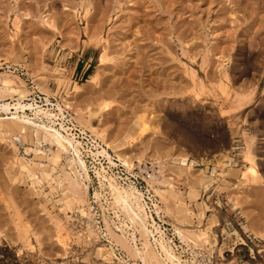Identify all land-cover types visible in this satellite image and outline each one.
<instances>
[{
  "label": "rangeland",
  "instance_id": "obj_1",
  "mask_svg": "<svg viewBox=\"0 0 264 264\" xmlns=\"http://www.w3.org/2000/svg\"><path fill=\"white\" fill-rule=\"evenodd\" d=\"M102 54L110 58L105 69ZM96 73L100 76L90 86ZM0 74V86L8 75L17 88L33 91L30 98L39 105L46 104V96L56 102L68 98L71 115L84 114L90 125L104 123L117 134L110 132L117 145L132 141L126 154L130 169L100 139L93 148H106L118 163L109 172L139 188L148 187L151 174L160 176L153 186L157 191L150 189L162 210L158 215L151 202L150 211L172 239L178 264H264V236H257L264 233V0H0ZM83 86L82 96L77 90ZM143 125L148 128L143 138L132 139ZM249 144L260 153L262 180L246 170ZM27 148L38 145L0 133V246L9 245L22 264L119 263L127 253L113 241V257L104 237L105 219L114 230L118 219L109 189L99 187L94 173L100 160L87 159L92 180L85 207L95 210L89 220L76 202L65 208L62 189L53 190L47 181L24 182L22 158L37 170L54 156L49 144L39 146V154ZM65 160L56 164L54 176ZM101 162L109 165L103 157ZM236 184L242 185L235 189ZM65 211L78 224H65L66 239L57 227ZM91 220L93 233L85 227ZM22 225L28 230L26 246ZM192 229L204 230L206 237L197 239L188 232ZM179 230L186 238H179ZM136 259L129 263L142 264Z\"/></svg>",
  "mask_w": 264,
  "mask_h": 264
},
{
  "label": "bare ground",
  "instance_id": "obj_2",
  "mask_svg": "<svg viewBox=\"0 0 264 264\" xmlns=\"http://www.w3.org/2000/svg\"><path fill=\"white\" fill-rule=\"evenodd\" d=\"M23 7H25V6L23 5L22 9H23ZM22 14H23L24 17L28 18V15H29L28 13L23 12ZM27 18H25V19H27ZM43 22L45 24L49 25V26L52 25L49 22V19L44 18ZM87 25L89 26V24H87ZM17 26H18V28H21L19 25H17ZM88 30H90L89 27H88ZM46 40H47V38H46ZM39 46H41V45H39ZM101 57H103L101 59H103V63H105V65L102 63L103 66H104L103 69H105V66L107 68V66L110 65L109 64L110 62H108L110 58H108V55H106V54H102ZM100 67L102 68V65ZM101 68H100V70H101ZM131 69H133V68H131ZM99 76H100V73H96L94 76H92V80L88 84L90 85V84L96 82L98 80ZM2 83L3 84L0 86V97H3L5 95H9V96H11L12 100H11V102H8L6 100H3V101L0 100V125H1L0 133L4 134V135H12L13 137L16 134H19L24 142H26L30 138L34 143H36L38 145V148H39V146H41L43 144H49L50 146L53 147V149L48 148V150H50L51 153H53L54 156L53 157H48V160H47L48 163H46V162L45 163L44 162L38 163L37 164V170L31 169L29 167V165H30L29 162L24 161V158H22L23 160H21L19 165H20V168L23 169L27 173V175L24 176V182H27V180L30 179L31 180V186L32 185L33 186L34 185H39L40 186L45 181H47L49 184L52 185L51 187H52L53 190H55V189L57 190V188L62 189L61 192L64 195V200L61 199V201H63L64 206H66L65 208H67V210L71 209L73 203L76 202L78 204L77 205L78 212L81 213V215L83 217H85V218L87 217L88 219L90 218V219L93 220V218H92L93 215H94L93 211H95V210H93V207H90V206H89L90 208L89 207L88 208L85 207V204H86L85 203V201H86L85 199H86V196H87L88 191H89V182L92 180L91 177H90V171L91 170H89V166L87 164L86 158L87 157H91L93 160H95V162L100 160L99 161L100 167L98 169L97 168L98 166H97L95 168V172L94 173L99 178V182H98L99 187L102 188V189H104L105 187L109 189V192H110V194L112 196V199H113V204L117 208V211H115V213H116L115 215H116V217L118 219L117 223L115 221H113L114 224L112 223L114 225V228H115L116 231L114 229H112V227H110L109 221H107V219H105V224H106L105 226H106V231L107 232H106L104 237H106L108 235L107 240L110 241L109 243L112 244L111 245L112 246V250L109 253H111V255L113 257L116 255L114 253V251H117L116 248L114 249L113 241H114L115 245L118 248H122V249H120V250H122L121 254H123V251H125L124 253H127V254H124V256L118 257L119 263L118 262H115V263L113 262V264H123L124 262H128L129 263L130 257L132 259V256L138 257L142 264H178V263H180V260L178 259L179 257L175 253V248L176 247L174 248L173 247L174 245L171 244L172 239L167 238L166 237L167 235L165 236L163 230H161V227L157 226V223L155 222V218H154L152 212L150 211L151 210V208L149 206L150 204L147 201L145 193L141 189H139L133 183V181H128V180L124 181L125 179L123 178L122 174L117 173V172L110 173V172H112L111 171L112 166H117V164H118L117 162H115V157L117 158L116 160H118L127 169L131 168L130 161L132 159H130V158L128 159L127 157H129V156H127L126 154L128 153V149L133 147L132 141L127 140V142H126V144L124 146L123 145L122 146L121 145H117L114 142L115 138L113 137L114 138L113 139L112 136L110 135V132H111L110 129L111 128L110 129L108 128L110 130L109 133H108L107 132L108 129L106 128L107 126L106 127L103 126V125H105L104 123H99L97 125H93V124L90 125L88 120L84 119V117H83L84 114L83 115H79L81 113L80 111H78L79 112V114H78L79 116L77 115L78 119L80 121H85V125L89 126L90 130L93 133L90 130H87L86 128H84L83 126H80L78 119L75 116H73V115L70 118H68V121L70 123H73V127L68 126V124L66 123L67 117H66V114H65V109L67 108V110H68V107H70L67 104V103H69V101L67 100L68 98L62 97L60 99V102H62V103H60L57 100L56 103L54 102L55 104L52 103L51 99L46 98V104H44V106H43V105H39L38 104L39 102L37 103L36 102L37 100L35 101L34 97L30 98V96L33 94L32 93L33 91H28L29 94H27L26 90L19 89L20 87L17 88V86L14 83V81L8 75L4 79H2ZM90 86L88 87L89 90H90ZM84 87L85 86L79 87L77 92L78 93L80 92V94H81L83 92V90H84L83 89ZM36 88H39V87H36ZM85 90H87V89H85ZM76 93H74V94H76ZM74 94H72V95H74ZM86 94H88V93H86ZM81 95L83 96V94H81ZM84 96H86V95L84 94ZM74 98H78V97H74ZM241 104H240L239 107H241ZM105 107H109V106H106V104H105ZM96 108H94V109H96ZM70 109H71V107H70ZM92 109H89V110H92ZM111 109H113V108H111ZM2 114L4 116H1ZM107 119H106V121H107ZM106 121H105V123H106ZM107 123H106V125H107ZM8 124L10 126H8ZM77 127L79 128V132H81L82 135L87 136V137L82 138L80 136V134H79V137H78L77 133L73 132L74 128L77 129ZM114 129H112V130H114ZM147 129L148 128L145 125H143V127L141 129H139L138 131L135 132V136H131V138L134 139V140H137L139 138H143V136L146 134V130ZM117 130H118V128H117ZM112 132H113L114 136L117 135V134L116 135L114 134V131H112ZM88 135H89V137H88ZM96 138L100 139L101 142H103L106 147L111 149L115 153L114 154L115 157H113V155L110 152H108L106 148L102 147L101 150L99 148H95L94 149L93 147H95L96 145L95 144L93 145V142L96 143ZM81 139H87V143L84 144V141L81 140ZM250 139H253V138H250ZM90 141L92 143L91 147H90V143H89ZM250 144L248 146V151L246 152L247 153L246 159H247L248 162H250V165L247 166L246 170L250 171V173L253 175L255 180L256 179L257 180H262L260 178V174H259V172L257 170V163H258L257 161L259 160V157H260L259 154L260 153L257 155L253 151V149H251ZM85 145H87V146H85ZM38 148L37 149L27 148L26 150L28 151V150L33 149L36 153L39 154V153H41L40 152L41 149H38ZM131 149L133 150V148H131ZM38 154H36V155L38 156ZM63 156L66 159L65 160L66 161V163H65L66 166H62V169L60 171L61 173L59 175L54 176V171L56 170V164H58L59 162L61 164ZM101 157H103V159H105V160H108V164H109L108 167H105L103 165V163L101 162ZM5 158H7V157H4L2 159H5ZM58 167H59V165H58ZM108 168H109V170H108ZM159 172L162 173L161 170H159ZM242 173L244 174V172H242ZM9 175H10V179L13 182H15L14 181L15 180V174H13V172H10ZM93 176H94V174H93ZM147 178H146V180H147L148 186H149L148 190L150 191L151 190L150 187L154 189L153 186H154L155 183L158 182V179L160 178V176L157 177V175L151 174ZM127 179H129V178H127ZM161 182H162V179H161ZM241 185L242 184H236L235 189H238ZM154 191H157V190L154 189ZM98 194H100V191H99V193L95 192V196L98 195ZM100 195H101L100 197H102V194H100ZM96 197H98V196H96ZM150 199H151V202H153V204L155 205V206H153V207H155V211L159 215L160 214L159 210L161 209V207L160 206L157 207V204L153 201V196L150 197ZM234 200H236V199H234ZM25 203H26V201H25ZM110 204H112V203H110ZM105 208H107V207H105ZM63 209H61V211ZM101 211H102V209H101ZM16 212H18V211H16ZM119 213H121V215ZM122 214L124 215V217H122ZM63 216H62L63 220L61 219V220L58 221L57 227H58L59 233L61 235H63V237H65V239H66L67 238V236H66L67 234L65 232L68 230L69 226H65V224L68 223L69 225L71 224L72 226H74V225L76 226V224H77L76 221L77 220H76V218H73L69 214L66 215V211L63 214ZM220 217H221V215H220ZM92 220H91L90 223L87 224V226H85L87 228L88 232H90V233H93V231H94L93 230V225H92ZM5 223H6V221H5ZM20 230H21L20 231V239L23 240L24 245L26 246V244L28 243V240H29V238L27 236L28 230L23 225H22V229H20ZM117 231L119 233H117ZM197 231H199V233H195ZM254 231H253V233H254ZM256 231H257V229H256ZM177 232H178V230H177ZM188 232H193L192 234H194V236H196L197 239L198 238L199 239H203L204 237H206V233H207L204 230H195V229L188 230ZM137 233L139 234L140 237H137ZM179 235H181L180 237L178 236L180 239H184V238H181V237H185V235L182 232H180V230H179ZM255 235H257V234H255ZM257 236L263 237L264 233L263 234H259L258 233ZM138 242H140L141 246H139ZM0 247H1L0 248V264H22L19 260H16V258L14 259L15 256H13V253L10 251L9 245H1ZM97 251L104 258V255L101 253V251H103V250H102V248L100 246L97 248ZM127 258H128V260H127ZM139 260H137V261H139ZM23 263L27 264L26 261L23 262ZM108 263H112V262H108ZM129 264H131V263H129ZM135 264H138V263L136 262Z\"/></svg>",
  "mask_w": 264,
  "mask_h": 264
},
{
  "label": "built area",
  "instance_id": "obj_3",
  "mask_svg": "<svg viewBox=\"0 0 264 264\" xmlns=\"http://www.w3.org/2000/svg\"><path fill=\"white\" fill-rule=\"evenodd\" d=\"M21 73V72H20ZM23 73H21V75H22ZM25 79H26V81H28L29 80V78L28 77H25V76H23ZM32 88H34L33 86H32ZM35 89V88H34ZM45 99V103H46V97L44 98ZM51 99V101H52V103H54V101L56 102V98H50ZM35 101H36V99H35ZM37 102V101H36ZM55 104V103H54ZM43 106H44V104H43ZM52 107V106H51ZM65 114H66V117H67V119H66V123L68 124V126H71V127H73V123H70L69 121H68V118H70L72 115H71V113L67 110V109H65ZM73 132L74 133H77V136H79V128L77 127V129H75L74 128V130H73ZM84 137H87V136H82V138H84ZM88 137H89V135H88ZM81 140H83L84 141V143H86V139H81ZM87 159H91V160H93L91 157H87L86 158V160ZM93 162H95V160H93ZM94 167V166H93ZM106 167H108V166H106ZM108 170H109V168H108ZM94 172V171H93ZM133 183H134V181H133ZM135 184V183H134ZM136 186H137V184H135ZM148 186V185H147ZM138 188H139V186H137ZM139 189H141L144 193H145V196H146V198H147V200H148V202L150 203V205L152 206V203H151V201H150V199L148 198V196H152L153 195V191H149L148 189H149V186L148 187H145V189H143L142 187L141 188H139ZM156 200V199H155ZM157 217V216H156Z\"/></svg>",
  "mask_w": 264,
  "mask_h": 264
}]
</instances>
